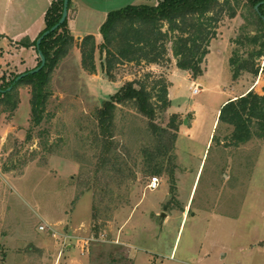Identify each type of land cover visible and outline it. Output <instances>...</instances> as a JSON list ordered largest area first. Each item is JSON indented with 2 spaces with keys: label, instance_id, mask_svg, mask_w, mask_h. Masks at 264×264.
<instances>
[{
  "label": "rangeland",
  "instance_id": "1",
  "mask_svg": "<svg viewBox=\"0 0 264 264\" xmlns=\"http://www.w3.org/2000/svg\"><path fill=\"white\" fill-rule=\"evenodd\" d=\"M62 1L0 0V85L38 67L33 42L52 2ZM156 3L79 0L73 27V10L68 18L75 46L51 76L42 123L32 122L28 84L13 98L15 111L0 105V264H264V140L226 147L232 129L218 127L229 99L264 87V72L234 77L229 62L235 49L246 58L252 48L236 41L256 32L249 7L221 20L197 78L182 70L168 78L173 56L164 65H119L113 78L99 52L95 73L82 66L81 38L100 43L109 12ZM255 62L263 66L264 57ZM148 73L149 83L159 76L169 82L171 105L157 122L168 126L177 114L179 126L155 190L142 151L152 144L146 120L122 105L113 127L99 124L104 102Z\"/></svg>",
  "mask_w": 264,
  "mask_h": 264
},
{
  "label": "trees",
  "instance_id": "2",
  "mask_svg": "<svg viewBox=\"0 0 264 264\" xmlns=\"http://www.w3.org/2000/svg\"><path fill=\"white\" fill-rule=\"evenodd\" d=\"M259 3V10H256L255 6ZM243 5L249 7V17L257 22V29L255 34L246 35L244 40H236L244 49L248 45L252 46L247 57L235 49L229 62L234 77L243 72L257 75L260 70L264 72V65L260 66L255 62L264 57V0H157L154 5H128L113 10L101 25L100 43H97L93 35L81 40L79 47L82 66L87 72L95 73L96 53L99 52L105 73L113 78V70L119 65H164L173 56L178 69L197 78L203 74L202 65L209 53L211 41L217 36L219 23L225 15L236 17ZM63 8L64 0L60 5L52 2L46 12V25L40 36L59 22ZM68 18L42 40L40 49L46 57V64L40 71L28 74L17 82L15 80L19 75H16L6 84L0 85V105L4 106V111L13 112L17 109L18 101L13 98L17 96L20 85L28 84L31 87L32 122L34 125L42 123L51 97V76L60 61L75 46ZM37 40L33 42L35 47ZM40 64L39 57L38 66ZM152 77L148 73L145 80H130L123 84L102 105L99 124L102 129L113 127L116 111L120 106L134 107L148 125L146 132L152 144L144 146L142 151L146 156L149 173L156 176L164 172L166 161L168 164L172 162L169 155L175 150L179 126L177 114L171 117L168 126L157 122L159 111H165L171 105V99L168 80L159 76L149 83ZM219 125L232 129L222 141L226 147H240L256 138L264 140V87L262 93L251 89L229 99L218 114V127ZM213 139L217 140L216 135ZM108 148L111 151V147Z\"/></svg>",
  "mask_w": 264,
  "mask_h": 264
},
{
  "label": "water",
  "instance_id": "3",
  "mask_svg": "<svg viewBox=\"0 0 264 264\" xmlns=\"http://www.w3.org/2000/svg\"><path fill=\"white\" fill-rule=\"evenodd\" d=\"M69 2L70 0H64V8H63V13H62V16L59 20V22L57 24H55L50 30H46L37 40V43H36V48H37V52L39 54V57L41 59V64L40 66L36 67L35 69L29 71V72H26V73H23V74H20L15 82L19 81L21 78L27 76L28 74H33V73H36L38 71H40L46 64V57L44 55V53L42 52V50L40 49V45H41V42L42 40L50 33V32H53L55 31L57 28H59L68 18V15H69ZM261 3L257 4L255 6V9L256 10H259V7H260ZM263 20H264V16H263ZM11 89V87L9 88V90ZM1 91V90H0Z\"/></svg>",
  "mask_w": 264,
  "mask_h": 264
},
{
  "label": "crops",
  "instance_id": "4",
  "mask_svg": "<svg viewBox=\"0 0 264 264\" xmlns=\"http://www.w3.org/2000/svg\"><path fill=\"white\" fill-rule=\"evenodd\" d=\"M138 5H140V4H138ZM79 6H80V4H79V0H73V3H72V5H71V9H70V11L72 12V10H73V15L71 16L72 17V19H71V27H73V25L76 23V21H77V17H78V15H79V11H78V9H79ZM69 14H71V13H69ZM38 37V36H37ZM36 37V38H37ZM35 38V39H36ZM35 39H31L32 41H34ZM81 40H82V38H81ZM13 41H16V39H14ZM96 41H97V43H99V38L98 37H96ZM174 60V59H173ZM176 65V64H175ZM176 67V66H175ZM180 71V69H178L177 67L174 69V70H172L171 72V74L169 75V77L168 78H170L172 75H174V74H177L178 72ZM186 72V71H185ZM169 96H170V89H169ZM190 200H191V196H190V198L188 199V201H187V204H186V206H185V209H184V216L187 214V212H188V210H189V206H190ZM233 220H237V218L236 217H234V219ZM260 243H262L263 244V247H264V240L262 241L261 239H260Z\"/></svg>",
  "mask_w": 264,
  "mask_h": 264
},
{
  "label": "built area",
  "instance_id": "5",
  "mask_svg": "<svg viewBox=\"0 0 264 264\" xmlns=\"http://www.w3.org/2000/svg\"><path fill=\"white\" fill-rule=\"evenodd\" d=\"M198 91H199V88H195L194 92L196 93ZM159 185H160L159 178L156 177V176L152 177L151 178V181L149 183V188L152 189V190H155V189H157L159 187ZM40 229L41 230H44L45 227L44 226H41ZM54 236H57V233L56 232L54 233ZM61 236H62V234H61ZM68 237H69V235H64L63 236L64 239H68Z\"/></svg>",
  "mask_w": 264,
  "mask_h": 264
}]
</instances>
